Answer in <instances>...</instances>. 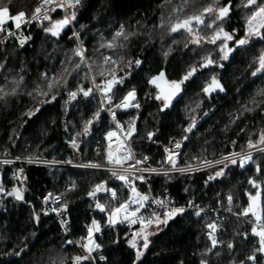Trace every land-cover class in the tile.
I'll use <instances>...</instances> for the list:
<instances>
[{"label":"trees","instance_id":"trees-1","mask_svg":"<svg viewBox=\"0 0 264 264\" xmlns=\"http://www.w3.org/2000/svg\"><path fill=\"white\" fill-rule=\"evenodd\" d=\"M222 1L218 3L229 2ZM41 2L0 0V6L6 4L12 14L24 12L25 18H30ZM245 2L231 0L234 5ZM210 4L213 0H81L72 10L73 25L65 26L58 36L45 29L62 17L61 10L53 13L52 22L30 21L22 30L27 39L24 48L8 41L0 50V155L104 162V134L109 125L95 82L104 87L113 72L123 82L108 94L119 100L135 91L139 107L121 117L131 118L134 123L131 140L135 152L153 164L170 165L162 145L183 135L187 139L176 165L203 163L243 150L248 148L249 140L260 144V134L264 133V74L252 75L258 67V57L233 60L223 75L226 96L209 98L204 88L214 75L213 69L201 68L206 58L203 45L190 43L189 36L187 42L186 31L170 32L177 20L199 14ZM7 26L13 27L14 23L7 22L3 29ZM121 30L127 39L116 37ZM109 42L114 47H107ZM256 44L264 47L261 40ZM80 45L86 59L75 55ZM104 57H111L116 63L105 64ZM137 60L139 66L135 64ZM193 67L198 71L184 82L183 96L170 110H163L150 79L165 70L169 81H179ZM54 79L59 83L49 91L47 84ZM81 87L92 92L85 97L78 91ZM73 91H77L75 99L69 96ZM213 108L195 130L185 131ZM89 120L93 123L88 134L83 135ZM149 133H153L151 138ZM73 140L77 147H73ZM235 159V165L229 160L176 176L152 177L149 186L154 193L168 192L178 205L193 208L178 213L167 223L157 222L154 217L157 227L145 230H152L147 249L142 247L140 238L137 248L131 247L129 241L134 234L129 228L120 227L99 239L103 260L94 262L90 258L80 264H201L202 260L207 264H244L258 247V237L239 213L249 203L248 194L257 191L248 181L255 179L264 188V152L252 153V160L243 168L239 166L240 158ZM17 169L21 170L26 187L14 178ZM221 170L222 176L209 180ZM0 172L4 188L0 194V264H74V257L88 255L75 242L77 237L87 236L85 224L92 225L96 220L102 227L107 222L108 211L101 212L96 203L105 204L110 211L125 200L131 188L105 172L18 163L1 164ZM102 182L119 192L116 203L110 192L88 195ZM134 184L145 192L143 185ZM14 189L22 193L23 200L8 195ZM47 193L59 195L60 205H66L63 214L69 221L67 236L58 218L41 204L42 195ZM228 195L233 197L231 204ZM200 208L210 211L197 216ZM165 217L159 216L160 221ZM212 222L218 229L214 233L219 241L215 248L206 227ZM140 228L136 227V233ZM229 243L233 245L231 249ZM138 250L143 255L137 260ZM257 259L264 264V255L257 253Z\"/></svg>","mask_w":264,"mask_h":264},{"label":"snow or ice","instance_id":"snow-or-ice-1","mask_svg":"<svg viewBox=\"0 0 264 264\" xmlns=\"http://www.w3.org/2000/svg\"><path fill=\"white\" fill-rule=\"evenodd\" d=\"M11 0H8V3H10ZM44 4L51 3V0H43ZM187 2V0H185ZM219 0H213V4H210L207 7L203 8V11L200 12L199 14H193L186 16L183 19L177 20L174 24H172L170 28L171 33H176L181 30L188 32L189 34L193 33V25H203L205 24L204 16L205 15H213L212 22L207 24L206 26L209 28H214L216 25L217 21H223L230 12V3L227 5L219 6V7H214L213 5L218 4ZM80 0H68L67 6L68 7H74L75 4H79ZM166 3H171V0H166ZM58 7L63 8L65 5L64 4H58ZM243 7L245 9H250V13L246 17V25H247V34L249 37L251 36H260L261 35V29H264V0H246V2L243 4ZM181 9H173L174 12L180 11ZM42 8L41 7H36L33 12V19L39 18V15L41 14ZM26 14L24 12H19L17 14H12L10 12L9 7L5 4L3 6H0V31H3V25L7 22V20H12L15 23V27L19 29L21 27V24L24 22H27L25 20ZM44 19H49L47 15L44 16ZM71 19H75V12L71 14ZM163 19V18H162ZM68 23H70V20L68 18L62 19L60 21H56L51 28L45 29L48 32H51L53 36H58L59 31L66 26ZM163 27V23L160 25ZM221 33H223V38L226 40H232L233 37L231 34L228 32H225L222 27L219 28V31H214V35H212L209 39L208 42L215 44L217 40L221 39ZM75 35V34H74ZM123 36L124 39H127V35L124 34L123 30L120 32L116 33V37ZM264 39V36L261 37ZM201 37H197L194 39L192 42L199 44L200 43ZM249 41L247 38L241 39L237 41L239 45H244L247 44ZM24 41H21V44H23ZM105 45H101V47H104ZM107 47L112 48L114 47V44L112 42H109ZM221 51H224V47H221ZM232 51L231 48L227 49V51H224L223 59H228L229 53ZM75 55L81 57L83 59V52L80 49L75 50ZM104 63H112L115 64V61L111 60V57H104ZM131 63V62H129ZM214 63V61L211 58H207L206 64L202 65V67H207L208 65ZM135 64L139 66L140 61L137 60L135 61ZM2 66V65H0ZM80 65L77 64L76 68H79ZM67 71V69H65ZM196 72V68L193 67L181 80L179 81H171L168 82L164 80V73L161 72L157 77H153L149 83L156 85L160 89V94L156 96L157 100H162L164 102V107L167 108L170 104L172 99L177 96L180 91H181V86L184 84L185 81H187L194 73ZM264 72V52L260 54L258 57V67L252 72V75L255 76L257 73ZM103 75V72L100 73ZM46 76V74H45ZM95 78L93 77V81ZM158 81L163 82V86L161 83H158ZM66 82V81H65ZM122 79L117 80L115 73L113 72L111 74V79H108L105 81V86L100 88V91L104 93V95L107 97L108 102L111 103V96H108V93L112 92V89L115 84L122 83ZM59 83V80L54 79L53 81L49 82L47 84V88L50 91L56 84ZM99 87V85H97ZM216 89H219L220 91H223V87L219 84V81L213 77L212 78V84L209 85L208 87L204 88L205 93H209L210 91H215ZM79 92H81L85 97L89 96V94L92 92V89H87L85 90L83 87L78 89ZM40 95L47 96V92H40ZM264 94V93H261ZM31 95V93H30ZM135 91H131L127 94V96L124 97V100L122 104L116 105L117 108L124 107H139L138 104H132L131 101L135 99ZM69 96L71 99H75L77 96V91H73L69 93ZM52 99H55V96L52 97ZM39 111V109H37ZM114 116V114H113ZM95 118H99V112L95 114ZM93 123V120H89L86 122L85 127L83 129V135H87L89 132V125ZM195 126V121H193L192 125H190L185 131L190 132L192 130V127ZM117 127H120L118 124ZM135 132V127L134 123L133 125L129 128L125 135V140L130 139L133 133ZM80 133H78L79 135ZM153 133H149V138ZM117 133L116 132H108L107 133V139L109 141V146L108 150L106 153V162L110 165H114L119 169H123V173L109 169L111 171L112 177H114L116 180H119L123 182L125 187H128L131 185L130 188V195L128 196L127 199H125L123 202L119 203L118 206L111 208L109 211L104 204H101L99 202L96 203V208L99 209L101 212L108 211V223L110 225H115L118 222H121L120 217L121 215L123 216V220L129 221L132 224H136L139 222L141 224V230L137 233L134 234L133 238L131 241H129L131 247L137 248V242L136 238L139 237L140 239L143 240L142 247L144 249L148 248L149 241H148V234L146 233L145 229L146 226L151 225L153 223V219H144L142 216L137 219V214L141 211L142 208L146 206L147 201L149 200V197L145 194H141L135 184L132 182V179L130 178L132 175H134L135 172L137 171H155V169H138L136 166L144 163V160L147 159V157L144 158V160L136 159L131 148L127 147L124 141H121L115 148L112 146V138L116 137ZM184 139H187L185 137ZM73 147H77L76 141L73 140L72 142ZM259 143L264 144V133L260 134L259 138ZM181 147V144L179 142H175V148L179 149ZM248 147L249 148H254L256 145L249 140L248 142ZM259 151L264 152V149H258ZM167 155V162L171 165L172 168L176 167V158L179 155V153L175 152L173 149H166L165 150ZM233 157H240L239 159V166L243 168L245 164L250 162L252 160V154L247 153L246 155L241 156L240 153H233ZM225 160L229 159L228 157L224 158ZM130 161H134V163H130ZM9 161H5V163H8ZM231 164L235 165L238 163L237 159L233 158L231 159ZM216 163H223V161H217ZM127 165L128 167L125 168L124 166ZM86 167H93V168H100L102 165L98 163H92L90 165H86ZM227 167V165H225ZM189 169H179V171L184 172L188 171ZM260 169L257 167V172H259ZM223 175V170L218 171L215 173L214 176H210L209 180L214 179L216 177L222 176ZM135 179L144 181V177L141 176H135ZM250 185H252L253 188L257 189L255 194H248V199L249 203L246 208L242 210L239 215L244 216V217H251L253 219H250V223L253 224V227L251 229V232L254 236L258 237V247H256L253 250L252 255L247 257V260L255 262L257 260V253L264 255V188H262L261 184L257 182L255 179H250L248 181ZM0 191H3V189H0ZM110 192L112 199H117V192L115 189L107 188L106 187V182H102L101 184H97L95 186V189L91 192L88 193L89 196L95 197L98 192ZM8 195H15V198L17 200H23V195L18 189H14L13 192L8 193ZM229 204L232 203L233 197L232 195H228L227 197ZM157 204L163 205L162 200H156L154 201ZM132 205H137V207L133 208ZM63 209L66 210V205L62 206ZM52 211L59 212V209H52ZM184 209L178 208V209H173L170 212L165 213L168 218H171L172 216L182 213ZM231 211V209H229ZM47 214V213H45ZM200 212L197 211L196 215L200 216ZM155 216V213L153 214ZM37 221L39 220V216H36ZM155 219L157 222H163L167 223V220L160 221L159 216H155ZM206 227L210 230L207 235L209 239L211 240V246L212 248H215L218 244V240L215 237L214 233L218 230L217 229V224L215 222L208 223ZM99 232L100 231V226L96 220L92 221V225L88 228V236H87V241L88 243L82 245V247L86 250L88 253L87 256H76L74 257V264H80L81 261H85L91 258V253L94 251V249L99 248V245L95 243V241L92 239L93 233ZM245 238H247V234H245ZM68 243H72L69 241ZM228 248H232L233 245L229 243ZM211 251V249H209ZM18 254V253H17ZM143 255L142 251H137L136 253V258L137 260ZM103 259V257H101ZM201 264H207L206 260H202Z\"/></svg>","mask_w":264,"mask_h":264},{"label":"built area","instance_id":"built-area-1","mask_svg":"<svg viewBox=\"0 0 264 264\" xmlns=\"http://www.w3.org/2000/svg\"><path fill=\"white\" fill-rule=\"evenodd\" d=\"M67 3H68V0H51V3H48V4H44V2L42 1L38 5L39 7L42 8V11H41V14L39 15V18L33 19L32 18L33 15H32L30 18H25V20L27 22L22 23L21 27L19 29H17L15 26H13V27L7 26L4 28L3 31H0V50L2 49V47L4 45H6V43L8 41H15L20 49L24 48L27 45V39L22 34L23 27L25 25H27L32 20L38 21L40 23L52 22L53 21V13L57 10L62 11L63 15L61 18H63V17L68 18L70 20V25H73V20L71 19V14H72L73 8L77 4H75L74 7H68ZM58 4H64L65 6L63 8H61V7L57 6ZM45 15H47L49 17V19H44ZM21 41H24V43L21 44ZM78 49H80L83 52V57L86 58L84 48L80 45V47ZM97 85H99V84L97 82H95L96 92H97L100 104L103 107V109L107 115L108 125H109L107 132L104 134L105 141L107 144L106 153H107L108 146H109V141L107 139V133L108 132H116L117 136L112 138L113 148H115L117 146V144H119L121 141H124L126 146L131 148L136 159L144 160V157L138 155L135 152L131 138L125 140V135H126L127 131L133 125L132 119L121 117L122 113H128V112H130V111H132L138 107H128V108H124V107L117 108L116 107V105L122 104L124 97L127 96V94L131 91H129L125 96H123L119 100H116L113 95L108 94V96H111V103H109L107 97L104 95L103 92L100 91V88H102V87L100 85H99V87H97ZM116 86H117V84L114 85L113 89ZM131 103L137 104V96L136 95H135V99L133 101H131ZM113 114H114V116H113ZM118 124L120 125V127H117ZM185 137L186 136L183 135L181 137L171 138L167 144L162 145L164 151L166 149H173L175 152L180 153L182 151L184 143L186 141V139H184ZM175 142H179L181 144V147L179 149L175 148ZM258 149H264V144H257L256 147H254V148L248 147V148H245L243 150L233 152V153H240L241 156H243V155H246L247 153L252 154V153L258 152L259 151ZM233 153H230V154H227V155H224V156H221V157H218V158H215V159H212L210 161L203 162V163L176 165L175 168H172L171 165H156V164H153L152 162H150L148 159L144 160V163L137 165L136 167L138 169H150V170L155 169V171H142V172L137 171L134 173V175H132L130 177L132 179L133 183L143 185L146 188L144 194L149 197V200L147 201L146 206L144 208H142L141 211L137 214V219L141 216L144 219H149V218L153 219L155 216L165 215V213L170 212L173 209L182 208L184 210H188L190 208H193V207L178 205L176 203V201L174 200V198L172 197V195L168 192H162V193H158V194L154 193L149 186V180L152 177L176 176V175L185 174L188 172L200 170V169L205 168L207 166L218 164V163H216L217 161L226 162V161H229L233 158H240V157H233L232 156ZM225 157H228L229 159L225 160L224 159ZM5 161H9V162L5 163ZM17 163L18 164L34 165V166H44V167H58L60 169H68L69 168V169L81 170V171L105 172V173H109V174H111V171H109V169H113V170H117V171L123 173V169H119L114 165L108 164L106 162V160L104 162H98V161H93V160L48 159V158H38V157H15V156L0 155V164H17ZM92 163H98V164L102 165V167H100V168L86 167V165H90ZM130 163H134V161H130ZM124 167L127 168L128 166L125 165ZM179 169H189V170L181 172V171H179ZM141 175L145 178L144 181H140V180L135 179V176H141ZM14 178L23 187H26V184L24 182V179H23V176H22L20 169L16 170V172L14 174ZM0 189H3V191H4V188L1 184H0ZM3 191H0V194ZM116 192H117V199H112L111 193H110V198L115 203L118 201V199L120 197L119 192L118 191H116ZM129 195H130V193H128V195L126 196L125 199H127ZM156 200H162L164 202L163 205L155 203L154 201H156ZM61 202H62V200H61V197L59 195H52L51 193H47V194L42 195V197H41L42 206L58 218V220L60 221V223L62 225V231H63L64 235L67 236L70 233L69 221L64 217L63 207L60 205ZM132 207L135 208V207H137V205H132ZM52 209H59L60 211L56 212V211H52ZM208 211H210V210L207 208H200L199 209L200 213L201 212H208ZM154 213H155V216L153 215ZM242 219L245 220L250 225H252V227H253V224L249 222L250 219H248L246 217H242ZM120 220H121V222H118L115 225H110L108 223V219H107L106 224L103 225L102 227H100L99 232L94 231L92 239L95 241L96 244L99 245V248L94 249V251L91 253V258L94 260V262L96 260H103L104 259L103 255H102L103 246L99 242V239L102 238L105 234H107L111 231H116L120 227H124V228L127 227V228H129L131 233L135 234L136 233V227L141 226V224L139 222H137L136 224H132L129 221L123 220L122 215H121ZM90 226L91 225H89V224H85V230L87 232V236H88V228ZM87 236L77 237L75 239L76 244L78 246L82 247V245L88 243ZM101 257H103V259H101ZM244 264H261V263L259 262L258 259L255 262H253V261L247 260V258H246L244 260Z\"/></svg>","mask_w":264,"mask_h":264},{"label":"flooded vegetation","instance_id":"flooded-vegetation-1","mask_svg":"<svg viewBox=\"0 0 264 264\" xmlns=\"http://www.w3.org/2000/svg\"><path fill=\"white\" fill-rule=\"evenodd\" d=\"M221 1L222 0H219V3H221ZM219 3L213 6L219 7V6L227 5L230 3L231 8H230L229 15L223 21H217L214 28H209L206 26L207 24L212 22L214 14L205 15L204 16L205 24L203 25L194 24L193 33L196 35L200 34L204 42L203 52L206 58H205V61L202 63V65L206 64L207 58H211L214 61V63L208 65L207 67H203V68L213 69L214 77L219 81V84L223 87V91L216 89L215 91H210L209 93H205V94L209 98H221L222 99L227 94V90L223 83V75L229 68V65L232 64L233 60H235L238 57H245L249 55H252L253 58H256V57H259L262 52H264V47H260L259 45L256 44L258 40H261L262 42H264V39L261 38L262 36H264V29H261L260 36L249 37L247 34L246 17L250 13V9H245L243 7V4L234 5L231 3V0H229V2L226 4H223V3L219 4ZM220 27H222L225 32H228L229 34H231L233 39L226 40L223 38V33H221L220 40H217L215 44L209 43L208 39L212 35H214V31H219ZM188 36H189V41H190L189 33H188ZM245 38H247L249 41L247 44L239 45L237 43V41L241 39H245ZM221 47H224V51H227V49L229 48L232 49V51L228 55V59L226 60L222 58L224 55V51H221ZM202 65H201V68H202ZM197 71L198 70L196 69V72L194 74H196ZM262 73L264 74V72ZM258 74L259 73H257V75ZM168 82H171V81L168 80ZM211 84H212V79L207 85V87ZM157 94H158V91L156 92V95ZM160 101H161V106H162L164 102L162 100Z\"/></svg>","mask_w":264,"mask_h":264},{"label":"water","instance_id":"water-1","mask_svg":"<svg viewBox=\"0 0 264 264\" xmlns=\"http://www.w3.org/2000/svg\"><path fill=\"white\" fill-rule=\"evenodd\" d=\"M66 17H63V18H59V19H57V20H54L53 22H52V25L56 22V21H60V20H62V19H65ZM67 25H70V23H68ZM66 25V26H67ZM64 28H65V26L59 31V32H62L63 30H64ZM161 72H163L164 73V80H166V81H168L167 80V78H166V71L165 70H162ZM160 72V73H161ZM160 73H158V74H156L155 76H153V77H157ZM152 77V78H153ZM151 78V79H152ZM150 79V80H151ZM158 83H161V85L163 86V82L162 81H158ZM151 84V83H150ZM152 85H154V84H152ZM155 87H156V89H157V91H158V94H160V89L156 86V85H154ZM157 94V95H158ZM183 96V85L181 86V91H180V93L177 95V96H175L173 99H172V101H171V104L167 107V108H165L164 107V104L162 105V109L163 110H170L173 106H174V104L181 98ZM215 108H213V109H211L206 115H204L203 117H201L200 119H198L196 122H195V126L194 127H192V130H195L196 129V127L198 126V125H200L202 122H204L211 114H212V112H213V110H214ZM2 181H3V174L0 172V184L2 183Z\"/></svg>","mask_w":264,"mask_h":264},{"label":"rangeland","instance_id":"rangeland-1","mask_svg":"<svg viewBox=\"0 0 264 264\" xmlns=\"http://www.w3.org/2000/svg\"><path fill=\"white\" fill-rule=\"evenodd\" d=\"M17 14V13H16ZM14 15V14H13ZM10 21H12V20H7V22H10ZM6 22V23H7ZM13 23H14V21H12ZM4 26V25H3ZM14 26H15V23H14ZM201 37V35L199 34V35H196V34H190V43H192V44H195V43H193L192 41L194 40V39H196L197 37ZM187 42H188V33H187ZM200 43L202 44V45H204V42H203V40H202V38L200 39ZM86 59V58H85ZM137 104L139 105V103H138V100H137ZM136 188H137V190L141 193V194H144V192H141V190H140V188L136 185ZM116 206H118V205H116ZM115 206V207H116ZM177 215V214H176ZM176 215H174V216H176ZM174 216H172L171 218H173ZM121 218V217H120ZM171 218H168V216H166L165 218H164V220H169V219H171ZM142 227V226H141ZM151 227H157V223H156V221H154L153 220V223L151 224V225H148V226H146V229H148V228H151ZM145 229V230H146ZM140 230H141V228H140ZM150 231H152L151 229H149L146 233L148 234V237H149V232ZM133 238V237H132ZM132 238H131V240H132ZM139 239V237H137L136 238V242L138 243V240ZM130 240V241H131ZM148 241H149V239H148Z\"/></svg>","mask_w":264,"mask_h":264},{"label":"bare ground","instance_id":"bare-ground-1","mask_svg":"<svg viewBox=\"0 0 264 264\" xmlns=\"http://www.w3.org/2000/svg\"><path fill=\"white\" fill-rule=\"evenodd\" d=\"M231 161V160H230ZM224 163V162H223ZM1 165V164H0ZM8 165V164H7ZM161 177H164V176H161ZM166 177V176H165ZM231 214V213H230ZM232 215V214H231ZM237 215V214H236ZM236 217V216H235ZM240 219V218H239ZM242 219V218H241ZM243 220V219H242ZM245 221V220H243ZM85 228V227H84ZM132 234V233H131ZM85 235V234H84ZM74 240V239H73ZM81 248V247H80Z\"/></svg>","mask_w":264,"mask_h":264},{"label":"crops","instance_id":"crops-1","mask_svg":"<svg viewBox=\"0 0 264 264\" xmlns=\"http://www.w3.org/2000/svg\"><path fill=\"white\" fill-rule=\"evenodd\" d=\"M41 1H43V0H41ZM5 24H6V23H5ZM5 24H4V25H5Z\"/></svg>","mask_w":264,"mask_h":264}]
</instances>
